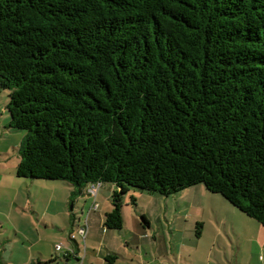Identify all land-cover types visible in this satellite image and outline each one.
I'll return each mask as SVG.
<instances>
[{"label":"trees","instance_id":"1","mask_svg":"<svg viewBox=\"0 0 264 264\" xmlns=\"http://www.w3.org/2000/svg\"><path fill=\"white\" fill-rule=\"evenodd\" d=\"M0 90L16 177L112 184L106 230L197 184L264 228V0H0Z\"/></svg>","mask_w":264,"mask_h":264},{"label":"crops","instance_id":"2","mask_svg":"<svg viewBox=\"0 0 264 264\" xmlns=\"http://www.w3.org/2000/svg\"><path fill=\"white\" fill-rule=\"evenodd\" d=\"M2 156V157H1ZM8 159H4L3 155H0V240L6 239L9 241L10 236L13 234L15 239L23 238L25 243H29L28 247H25V254L22 257H16L15 255L1 256L0 264H44L51 262V264H68L69 262H77L78 256H81V264H105V258L107 256H116L114 264H193L198 261V256L195 255H173L176 248V242H172V239L168 240L156 235L151 230V225L147 226V229H141L137 227V233L140 235L135 236L134 230L124 232L125 219L124 212L123 229L120 231L106 230L103 227L104 214L107 213L110 206L109 193L105 197V200L109 202L107 206H101L97 204L96 210H91V206L87 213L82 209L81 216L76 217L74 213V202L70 207V214L67 215L69 228L64 234V227L60 225L56 214L49 216V209L55 201V193H59L62 203L67 205L71 202V192L74 190L72 187L57 181L43 183L46 189L48 188L50 197L44 198V207L39 206L33 202L32 189L30 185L27 186V179L17 178L15 175L16 165L7 163ZM19 162V161H18ZM6 164V166L4 165ZM102 188V186H101ZM100 188V189H101ZM99 189V191H100ZM114 188L112 187V193ZM98 191V193H99ZM109 192L110 189H107ZM54 193V194H53ZM95 197L96 199L98 198ZM111 195V194H110ZM82 198L93 199L86 195H81ZM75 202L79 197H73ZM93 204V202H92ZM38 206V207H37ZM219 208V209H218ZM216 210H214L215 221L218 227H213L216 231L213 241L219 243L222 241L226 243L222 233H224L230 243L234 252H239L242 245L246 242H250L252 246L258 251L264 252V228L257 224L254 220L246 217L241 212L237 211L234 207L226 203H220ZM85 213V219L83 215ZM16 215V218L13 216ZM93 214V217H90ZM90 218V220H89ZM28 220V227L34 228L37 235L36 240H29L27 232L22 226L24 220ZM147 219V218H146ZM213 220L210 218V223ZM213 224V223H212ZM257 224V225H256ZM85 226L87 228V234L84 241L80 237H76L74 241L70 240L71 234H76L79 227ZM42 227V229H41ZM56 230L54 239L58 238V241L53 246L46 244L44 246L40 243H46L45 238H42L41 230ZM134 229V228H132ZM148 229L150 232H148ZM250 230L255 232L251 234ZM117 232L118 237L111 236V241H108L110 232ZM247 232V234H245ZM89 247L87 246V240ZM80 242H79V241ZM64 243V244H62ZM62 244L64 247L71 249L73 252L67 260H64L62 254L56 253L54 250L55 245ZM25 246V245H24ZM153 247V248H150ZM215 256L216 261L220 264H253V258L244 262L243 255H206V260L203 264H212V257ZM244 259V260H241ZM260 264H264V256L260 259Z\"/></svg>","mask_w":264,"mask_h":264},{"label":"rangeland","instance_id":"3","mask_svg":"<svg viewBox=\"0 0 264 264\" xmlns=\"http://www.w3.org/2000/svg\"><path fill=\"white\" fill-rule=\"evenodd\" d=\"M8 100V91L0 90V155H3L4 159H8L7 163H10V165L15 164L17 166L19 161L18 148L24 138L25 132L9 131L6 129L9 121V113L6 108ZM4 165L6 166V164ZM43 183L47 182L40 180H27L26 182L27 186H31L30 190L32 189L31 199L34 194L35 198L33 202H35L39 208L44 207V198H47V196L49 198L52 194L48 188L46 189ZM112 187L115 189L112 184H103L98 193V198H95L94 202L96 204H101L102 207L105 205L107 206L109 202H107L103 196H107L109 193L111 197L110 194L112 193L110 192ZM107 189H110V191L108 192ZM54 195L55 201H53L49 209V216L56 214L58 222L64 227L65 234L66 230L69 228L67 215L71 213L70 207L73 203L70 202L65 205L62 203L59 193H55ZM78 197L79 199L76 202L73 199L76 217L81 216L80 212L82 209L87 213L93 202V199L88 198V200H86V198H82L81 195ZM132 197L135 199V205L131 204ZM224 201L228 203L221 195L207 191L203 184H197L168 197L158 194H148L146 192L140 193L137 189H130V191L123 196L122 200V210L124 212L126 225L123 231L127 232L129 235L131 234L129 232L134 230L133 232L136 233L135 236L140 235L137 233V230L135 231L137 224L138 228L143 230L148 228L140 218L141 215H144L150 223L153 233L168 240L172 239V242H176V248L174 249L176 251L173 252V255L182 253L183 255H193L194 258H196L195 255H197L200 261L199 263L195 261L193 264H203L207 258L206 255H243L244 257L241 256V258L245 260H241H244V262L247 261V257L248 260L252 257L253 264H260V259L263 258L264 252L255 249L250 242L243 244L239 252L233 251L224 233H222V235L226 243L222 241H219V243L215 241L212 242L216 233L213 229L218 227L215 221L214 210ZM85 213L83 219H85ZM92 215L93 214H91L90 217H93ZM13 216L16 218V215L13 214ZM210 218H212L213 224L210 223ZM197 224L201 226L197 228ZM27 225L28 220L26 219L22 222V226H24L28 235L27 237L32 242V240H36L37 235L34 228L32 230V227L29 228ZM212 226L214 228H212ZM41 231L43 233L42 238H45L46 243L42 242L39 245L44 246L49 244L53 246L54 243L58 241V238L54 239V235L57 232L55 229ZM148 232H150L149 229ZM110 233L108 241L112 239L110 235L118 237L117 232L112 231ZM250 233L253 235L255 234V232L251 230ZM245 234H247V232ZM23 242L25 243V239H15L13 234L10 236L9 241L6 239L0 240V255L7 257H10V255H15L16 257L24 256L22 254H25V247H28L29 243L27 242V244H24ZM86 242L89 247L88 238ZM68 264L73 263L69 262ZM212 264H220L216 261L215 256L212 257ZM224 264H227V261H225Z\"/></svg>","mask_w":264,"mask_h":264},{"label":"built area","instance_id":"4","mask_svg":"<svg viewBox=\"0 0 264 264\" xmlns=\"http://www.w3.org/2000/svg\"><path fill=\"white\" fill-rule=\"evenodd\" d=\"M101 186H102V184L99 182L90 183L85 187L84 193L86 195L94 198V201H95V197L97 196V193H98L99 189L101 188ZM94 201H93V204L91 206V210L97 209V204ZM86 234H87V228L85 226L79 227L76 231V234L70 235V240L74 241L76 236H78L84 241ZM54 250L56 253L62 254V256L64 258L70 257V255L73 253V252H71V249L64 247L62 244L55 245ZM81 259H82V257L78 256L77 262H75L73 264H81V262H80Z\"/></svg>","mask_w":264,"mask_h":264}]
</instances>
